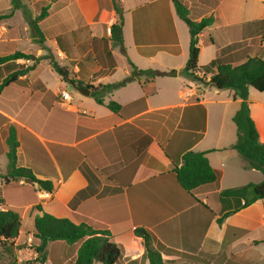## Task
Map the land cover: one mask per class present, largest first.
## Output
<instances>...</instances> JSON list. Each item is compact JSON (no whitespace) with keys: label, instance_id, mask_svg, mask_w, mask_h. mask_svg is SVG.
I'll use <instances>...</instances> for the list:
<instances>
[{"label":"crops","instance_id":"0c3cea01","mask_svg":"<svg viewBox=\"0 0 264 264\" xmlns=\"http://www.w3.org/2000/svg\"><path fill=\"white\" fill-rule=\"evenodd\" d=\"M12 1L14 9L21 8L20 0L19 5ZM177 1L191 20L213 19L199 35V67L218 56L233 65L264 58V0ZM121 4L123 46L111 41V26L117 20L112 0H63L62 10L54 11L65 10L63 30L55 33L45 26L53 15L51 2L44 6L47 17L38 22L43 43L48 40L45 29L56 35L54 53L62 55V67L84 88L118 85L136 72L130 82L103 96L105 103L119 104V113L98 104L91 90L87 96L68 82L55 84L42 78L44 61L54 69L47 59L36 63L48 55H42L34 42L39 36L30 25L41 12L29 20L24 32L0 34L8 39L5 44L18 48L9 54L32 49L33 55L31 60L0 63V210L21 216L11 264L37 257L34 220L44 213L110 232L122 252L117 264H149L136 229L150 234L164 264H264V199L218 222L224 213L217 198L221 191L264 179L231 148L237 139L233 117L240 100L231 90L203 85L184 73L191 37L174 0H121ZM31 34L29 47L23 37ZM164 46L170 50H157ZM162 54L166 65L155 63ZM149 70L160 75L138 73ZM173 71L176 76H171ZM12 76L15 81L3 85ZM64 92L70 95L68 101L62 100ZM249 102L259 141L264 143V93L250 88ZM200 105L206 111L205 124L198 117ZM11 130L19 143L17 165L49 182L51 191L25 179H11L7 158ZM188 151L208 152L218 175L215 183L191 192L181 188L174 170ZM229 227L247 234L224 249ZM79 247L80 243H48L46 264H74ZM6 252L0 244V264H8Z\"/></svg>","mask_w":264,"mask_h":264},{"label":"trees","instance_id":"16d2710c","mask_svg":"<svg viewBox=\"0 0 264 264\" xmlns=\"http://www.w3.org/2000/svg\"><path fill=\"white\" fill-rule=\"evenodd\" d=\"M116 11V22L111 26V41L115 45L123 46V12L117 2L112 0ZM19 0L15 4L19 5ZM177 15L183 20L190 33L189 59L184 68V73L191 79L203 82L206 85L218 90H231L234 92V99L240 100V107L233 117V122L237 128V139L231 146L232 149L247 162V168L256 169L264 177V143L259 141V134L254 121L251 118L249 90L253 88L264 93V58L251 57L240 65H233L231 61L222 60L219 56L209 64L199 67V35L212 24V18H205L199 22L190 19L189 11L179 1L174 0ZM48 15V7H43L41 14L30 21L32 30L39 36L40 43L44 42L43 34L39 28L38 22L45 19ZM159 49L170 50L167 47ZM178 52L177 47L172 49ZM112 62L111 51L109 53ZM33 55L17 51L13 54L0 57V63H7L18 59L31 60ZM42 59L50 62L54 71L63 79V81L72 84L75 87H83V84L75 78H70V72L66 67H62L55 61L53 56H44L36 59L38 63ZM114 63V62H113ZM112 63V65H113ZM134 67V65H133ZM135 68V67H134ZM204 73L210 77L208 82L197 76V73ZM138 73L147 74L151 78L159 76L157 71H138ZM136 72L118 85H104L99 88L85 86L92 91V96L100 105H105L110 111L119 113L120 106L114 101L105 103L103 96L105 93L112 92L119 86L125 85L134 79ZM16 76L6 78V82H14ZM203 124L206 120L205 108L198 106ZM10 177L18 181L25 179L29 183H38L39 187L46 191L52 190V185L47 181H39L30 169L19 167L17 165V150L19 143L15 131L11 130L7 139ZM208 152L188 151L184 154L182 165L174 170V176L181 188L187 192L206 185L215 183L218 175L211 167L207 158ZM224 213L218 220L222 224L224 219L232 213L238 212L255 202L264 199V179L260 184L249 183L244 186L221 191L217 195ZM196 202L200 200L195 198ZM38 209H41L38 207ZM35 238L38 244L34 246L37 257L28 261L31 264H46V247L48 243L54 241H64L69 245L80 243L74 264H117L122 257L120 246L111 238L108 231L94 228L86 222L74 223L67 218H57L47 213L36 216L34 220ZM21 227V216L14 210H0V244L7 250L6 254L10 259H15L13 241L18 237ZM135 234L141 237L145 247V259L149 264H164L161 255L152 247L150 234L144 229H136ZM247 234L246 230L229 227L226 232L223 248L227 249L232 241ZM232 236V238H231ZM231 238V240H230ZM1 258V257H0ZM14 262V261H13ZM12 262V263H13Z\"/></svg>","mask_w":264,"mask_h":264},{"label":"rangeland","instance_id":"374dc122","mask_svg":"<svg viewBox=\"0 0 264 264\" xmlns=\"http://www.w3.org/2000/svg\"><path fill=\"white\" fill-rule=\"evenodd\" d=\"M62 1L63 0H20L21 2V8L19 9H14V7H12L13 1L12 0H0V9H2L0 11V34H5L10 31L15 32L16 30H20L22 32L25 31V29L28 27L29 24V20L31 18H33V16H38L42 10V7L48 5L49 3L52 2V4L54 3V10L52 9L50 11V15L53 14L51 17H49L48 20H46L45 22V26L49 27L50 31L52 33H55L57 31H61L63 30V18L65 16V10H63V12L60 11H55V9L57 10H62L63 5H62ZM119 1V5L121 6V8L123 9V5L121 4V0ZM7 2V3H6ZM56 2V3H55ZM56 4V5H55ZM6 6V7H5ZM5 7V8H4ZM75 8V6L73 7V9ZM55 13V14H54ZM12 14V15H11ZM7 15H11L9 17L10 20H7L5 16ZM28 23V24H27ZM184 24V23H183ZM43 26V24H41ZM45 37H48V40L46 39L45 43H40L39 39H37V42L39 43V49L42 50V55L44 54H48L50 56H53L55 61L58 62V64L60 66H63L61 64L62 59L59 55L58 57L56 56V53H54L53 48V41L54 38L56 37V35H50L47 31V29H45ZM34 34H31V36L24 35V43L27 44L30 47V43H31V37ZM34 38V36H33ZM7 38L2 36V38L0 37V56H4L7 55L13 51H15L16 49H18L14 44H5L7 42ZM29 42V44H28ZM34 46L36 44H33ZM35 48H37L35 46ZM34 48V49H35ZM126 48L129 49V44L127 41L126 44ZM31 50H25L24 52L27 54H31ZM203 54H206V51L203 52ZM166 54H162L160 57H158V59L155 61V63H159L161 65H166L168 64V61L166 59ZM180 58V59H178ZM176 62H180L181 58L183 60L184 57H178ZM61 59V60H60ZM120 59V58H119ZM119 61H121V66H123L124 61L122 62V60L120 59ZM40 73L42 75V78L44 80H46L47 82H55V84H59V82H64L63 80H61L60 76L54 72L50 67H49V63L47 61H44L41 64V69H40ZM70 78L73 79V77L70 75ZM206 85V84H203ZM69 91L74 92V89L72 88V86L68 87ZM60 100V99H59ZM6 262H8V264H11L13 262V259H10L9 257H5ZM25 264H31V263H25Z\"/></svg>","mask_w":264,"mask_h":264},{"label":"built area","instance_id":"2783aa9c","mask_svg":"<svg viewBox=\"0 0 264 264\" xmlns=\"http://www.w3.org/2000/svg\"><path fill=\"white\" fill-rule=\"evenodd\" d=\"M197 76L207 82L210 80V77L205 76L204 73H201V72H198ZM61 97L63 101H68L70 98V95L67 92H64L63 94H61Z\"/></svg>","mask_w":264,"mask_h":264},{"label":"water","instance_id":"95a60500","mask_svg":"<svg viewBox=\"0 0 264 264\" xmlns=\"http://www.w3.org/2000/svg\"><path fill=\"white\" fill-rule=\"evenodd\" d=\"M171 76H176V72L173 71V72L171 73ZM79 91H80L82 94H85V95H87V96L90 95V90H88V89H86V88H84V87L79 88Z\"/></svg>","mask_w":264,"mask_h":264}]
</instances>
